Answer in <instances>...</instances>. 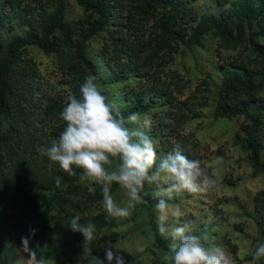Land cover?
<instances>
[{
	"label": "trees",
	"instance_id": "1",
	"mask_svg": "<svg viewBox=\"0 0 264 264\" xmlns=\"http://www.w3.org/2000/svg\"><path fill=\"white\" fill-rule=\"evenodd\" d=\"M72 1L81 11L75 17L67 0H0V264H14L9 256L22 233L29 248L39 258L52 256L53 264H96L105 260V248L133 235L145 244L141 253L114 252L125 264H139L142 254L148 264H172L169 246L178 241L167 228L159 232L155 205L177 198L155 194L146 181L141 201L133 202L113 183V199L125 193L132 206L127 217L109 216L100 184L81 180L75 166L70 175L39 148L58 138L67 97L79 98L80 85L93 75L126 127L152 137L157 159L150 174L175 144L198 159L192 134L181 127L209 110L212 119L241 118L232 144L250 176L263 175L264 0ZM30 49L52 59L55 85L67 86L66 93L38 76ZM177 57L188 63L186 78L171 67ZM200 75L201 82L188 89ZM131 112L148 115L151 129L127 123ZM117 164L114 159L112 166ZM258 193L251 209H243L254 226L251 251L240 257L226 243L235 264H264V257L253 258L264 244V188ZM77 214L81 223L95 225L93 240L71 231L69 220ZM211 225L200 222L185 235L203 237Z\"/></svg>",
	"mask_w": 264,
	"mask_h": 264
},
{
	"label": "clouds",
	"instance_id": "2",
	"mask_svg": "<svg viewBox=\"0 0 264 264\" xmlns=\"http://www.w3.org/2000/svg\"><path fill=\"white\" fill-rule=\"evenodd\" d=\"M97 78L89 75L79 87V98L75 95L67 97V103L59 113V118L65 123L58 138L48 145L40 147L42 155L51 161L58 162L61 169L70 175H75L73 166L82 169L81 180H91L101 185L103 207L112 217H127L128 207H121L110 194L113 183L126 190L127 196L133 202L141 201V191L145 182L153 183L164 180L174 181L168 191L186 190L191 193L215 188V174H209L198 159H189L175 144L173 152L160 160L159 166L150 174L156 164V145L145 131L132 130L126 127L125 118L115 105L109 103ZM127 123L139 128L150 130L152 120L148 115L131 112ZM118 160L112 166L113 160ZM201 181V185L197 184ZM160 213V221L170 214L177 220L183 215L179 207L169 208L168 203L161 199L156 204ZM80 215H73L68 223L71 231L79 232L88 242L94 239L95 225L91 222L81 223ZM159 232L163 235L165 228L161 224ZM34 234L35 229L31 230ZM184 227H176L171 236L169 259L172 264H230L225 250L209 241L207 235H185ZM22 251L27 254V264H45L34 250L28 247V239L21 237ZM143 251V248L139 249ZM105 260L97 259L96 264H125L122 256L115 255L112 248H105ZM264 257V244L259 245L254 253V259Z\"/></svg>",
	"mask_w": 264,
	"mask_h": 264
},
{
	"label": "rangeland",
	"instance_id": "3",
	"mask_svg": "<svg viewBox=\"0 0 264 264\" xmlns=\"http://www.w3.org/2000/svg\"><path fill=\"white\" fill-rule=\"evenodd\" d=\"M67 7L68 13L74 17L81 12L80 8L72 0H67ZM28 53H31L32 58L35 60L36 65L34 66L38 69V76L54 84L55 92L66 93L67 86L55 85L58 79L56 74L58 73L53 68L52 59L33 49L28 50ZM171 67L176 68L183 78L188 77L185 69V67H188V63L185 58H175ZM201 80V75L199 77L194 76V79L188 83V89L195 88V85L199 84ZM240 123V117L230 120L224 118L212 119L209 110H206L199 114L196 119L184 124L181 127L182 131L192 134L191 139L194 142L198 160L209 174H215L214 178L218 182L217 186L191 193L186 199L182 198L185 196L186 190L179 192L172 190L171 198L175 197L177 200L167 203L170 209L179 207L183 212V215L178 220L169 214L167 219L160 221V213L155 205L157 220L160 225L162 224L164 228H167L166 233L170 236L176 227H184L186 229L185 234H188L200 222L203 225L211 223L212 225L206 235L211 243L225 250L230 264H235V261H233L227 250V242L235 246L236 254L240 257L247 255L252 249L250 235L253 234L254 226L243 209L249 211L252 206V198L260 189L264 188V174L250 176V170L244 161L242 152L232 144V137L236 130L239 129ZM168 181L170 180L161 179L151 183L154 187L153 192L155 194H168L169 189L163 187V184ZM197 184L201 185V181L198 180ZM114 200L121 207H128V199L125 193L120 194ZM217 209L218 211H216ZM203 211H205L204 215H202ZM185 215L190 217L188 221L182 219L186 217ZM26 234L22 233L16 247L9 256L10 261H13L14 264H27L28 257L22 251L23 246L21 244V237L27 238ZM144 244L143 239L139 235H133L127 240L113 244L111 248L115 253H141L142 251L139 249L143 248ZM43 259L45 264L54 263L52 256L45 255ZM147 259L142 254L138 259L139 264H148ZM242 264L254 263L251 260H247Z\"/></svg>",
	"mask_w": 264,
	"mask_h": 264
}]
</instances>
